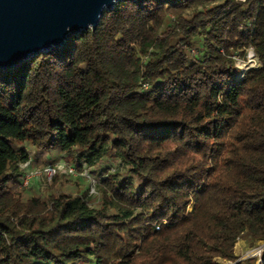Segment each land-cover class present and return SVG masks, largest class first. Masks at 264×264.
<instances>
[{
  "label": "trees",
  "instance_id": "16d2710c",
  "mask_svg": "<svg viewBox=\"0 0 264 264\" xmlns=\"http://www.w3.org/2000/svg\"><path fill=\"white\" fill-rule=\"evenodd\" d=\"M33 156L94 194L25 198ZM239 240L264 242V0H120L0 69V264H264Z\"/></svg>",
  "mask_w": 264,
  "mask_h": 264
},
{
  "label": "water",
  "instance_id": "95a60500",
  "mask_svg": "<svg viewBox=\"0 0 264 264\" xmlns=\"http://www.w3.org/2000/svg\"><path fill=\"white\" fill-rule=\"evenodd\" d=\"M120 0H0V69L94 31L105 10Z\"/></svg>",
  "mask_w": 264,
  "mask_h": 264
},
{
  "label": "rangeland",
  "instance_id": "374dc122",
  "mask_svg": "<svg viewBox=\"0 0 264 264\" xmlns=\"http://www.w3.org/2000/svg\"><path fill=\"white\" fill-rule=\"evenodd\" d=\"M54 168L55 174L48 175L47 168ZM25 174L31 177L30 185L24 189V197L30 198L43 194L51 185L52 179L58 176L59 184L57 185L61 191L67 193H76L79 187L90 185V194H94L95 181L90 176L89 170H85L83 174H79L69 162L64 159H58L51 164L39 158L32 157L31 162L25 168ZM264 247V242H258L255 246L249 245L246 240H239L235 245V253L239 256V260L251 259L259 256ZM221 264H234L228 261H219Z\"/></svg>",
  "mask_w": 264,
  "mask_h": 264
},
{
  "label": "built area",
  "instance_id": "2783aa9c",
  "mask_svg": "<svg viewBox=\"0 0 264 264\" xmlns=\"http://www.w3.org/2000/svg\"><path fill=\"white\" fill-rule=\"evenodd\" d=\"M237 1H246V0H237ZM234 59H235V65H236L237 69L240 71V73H239L240 78H243L245 72H247L249 69L257 68L260 66V63L257 60L255 53H254L252 48L247 50L245 58L241 59L238 56H235ZM29 163L24 164L23 168H26ZM45 170H46L48 175H53L56 172L55 169L51 168V167L47 168ZM30 183H31V177L25 174V176L22 180L21 188H23V189L27 188L30 185ZM259 256H260V251H259Z\"/></svg>",
  "mask_w": 264,
  "mask_h": 264
}]
</instances>
